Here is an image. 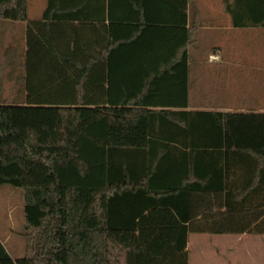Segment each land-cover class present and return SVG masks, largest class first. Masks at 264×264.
Returning a JSON list of instances; mask_svg holds the SVG:
<instances>
[{"label": "trees", "instance_id": "1", "mask_svg": "<svg viewBox=\"0 0 264 264\" xmlns=\"http://www.w3.org/2000/svg\"><path fill=\"white\" fill-rule=\"evenodd\" d=\"M109 1L49 0L31 21L28 0H0V24L27 23L26 50L5 53L19 105L0 62V187L25 191V255L0 240V264H190L191 234L264 236V114L174 111L158 85L187 45L136 90L114 71L157 15L186 19L189 0H159L165 12L123 0L118 24ZM226 4L233 27L264 23V0Z\"/></svg>", "mask_w": 264, "mask_h": 264}, {"label": "crops", "instance_id": "2", "mask_svg": "<svg viewBox=\"0 0 264 264\" xmlns=\"http://www.w3.org/2000/svg\"><path fill=\"white\" fill-rule=\"evenodd\" d=\"M48 1L45 7L37 1L33 4V10H37L33 18L28 0L31 21L43 18ZM226 3L233 4L234 0H189L186 19L181 16L157 15L156 19L147 24L151 28L144 32L141 40L137 44L125 45L123 52L114 61L115 73L124 76L123 88L138 89L150 70L159 71L170 60L176 62L182 56L178 51L187 45L186 63L184 66L173 67L170 86L164 83L158 85V88L166 92L169 98L167 103L172 105L174 111L264 114V23L248 29L233 27ZM143 4L146 10H170L168 5L159 0H146ZM107 8L114 12L112 20L118 24L120 10L128 7L123 0H110ZM193 8L198 9V18ZM131 24L126 23V26L138 25ZM197 24L199 30L192 37L189 30ZM16 26L15 23L9 27L12 34H20ZM26 28L27 23H24L18 46L24 50L27 48ZM131 28H126L124 34L134 30ZM17 41L18 38H13V44L3 52L6 53L10 47L18 52L19 48L15 47ZM195 235L189 236V250L191 244L201 242ZM243 236L233 237L237 240ZM252 237L261 239L264 252V236Z\"/></svg>", "mask_w": 264, "mask_h": 264}, {"label": "rangeland", "instance_id": "3", "mask_svg": "<svg viewBox=\"0 0 264 264\" xmlns=\"http://www.w3.org/2000/svg\"><path fill=\"white\" fill-rule=\"evenodd\" d=\"M36 1L38 4H42V7H45L47 0H29L30 14L33 18H35L37 15V10H33V4ZM38 13L40 14L41 10ZM13 24L15 23L4 21L0 26V62L8 65V67L5 68L1 85H3L4 88V99H7V104L19 105L21 104L22 100V87L21 85H18L19 87H17L15 84L8 82L6 79L8 71L11 70L9 63L13 61V58L5 59L6 55L5 52H3L6 47L13 44V38H18V43H15V47L20 45V36L24 23H16V31L20 32V34H12V31L9 29V27L11 28ZM13 35H16L17 37ZM18 48L19 51L13 54V57L21 56L20 52L22 47ZM13 62L19 61L16 60ZM25 206V191L23 189H17L11 186L0 187V240L4 243L9 255L15 261L22 259L25 255V234L27 231L25 221ZM195 236H197L201 242L200 244H191L190 264L264 263L262 241L259 238L243 236L238 238L239 241H237L238 239L236 240L233 236Z\"/></svg>", "mask_w": 264, "mask_h": 264}, {"label": "built area", "instance_id": "4", "mask_svg": "<svg viewBox=\"0 0 264 264\" xmlns=\"http://www.w3.org/2000/svg\"><path fill=\"white\" fill-rule=\"evenodd\" d=\"M212 60H215V59L212 57Z\"/></svg>", "mask_w": 264, "mask_h": 264}]
</instances>
